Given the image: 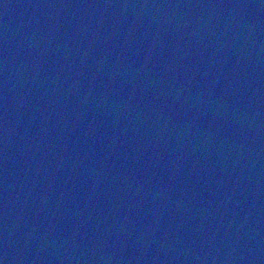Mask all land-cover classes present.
<instances>
[{
  "label": "water",
  "instance_id": "water-1",
  "mask_svg": "<svg viewBox=\"0 0 264 264\" xmlns=\"http://www.w3.org/2000/svg\"><path fill=\"white\" fill-rule=\"evenodd\" d=\"M0 264H264V0H0Z\"/></svg>",
  "mask_w": 264,
  "mask_h": 264
}]
</instances>
